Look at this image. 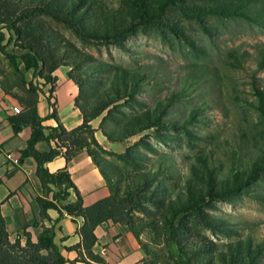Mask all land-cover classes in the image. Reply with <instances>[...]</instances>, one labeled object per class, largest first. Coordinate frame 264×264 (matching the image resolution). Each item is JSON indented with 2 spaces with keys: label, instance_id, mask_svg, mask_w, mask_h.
Wrapping results in <instances>:
<instances>
[{
  "label": "trees",
  "instance_id": "16d2710c",
  "mask_svg": "<svg viewBox=\"0 0 264 264\" xmlns=\"http://www.w3.org/2000/svg\"><path fill=\"white\" fill-rule=\"evenodd\" d=\"M193 1L119 0L116 6H107L103 0H0V53L8 59L10 67L18 74L16 81L9 82L5 78L8 85L0 82V87L5 93L16 98L21 106L19 112L7 116V121L14 134L25 127L31 130L26 147L20 151L19 160L31 157L35 161L36 175L41 187L45 193H51L50 199L37 197L41 218H47L48 208L57 210V220L63 215V211L71 217L82 218V224L77 230L80 242L63 249L76 250L78 261L85 264H105V260L92 251L97 240L94 233L97 225L107 221L126 225L137 240L142 228L154 227L152 221L139 215L146 216L151 213L147 207L148 203L163 209L159 214L160 221L163 227L169 230L171 239L183 255L184 264H262L264 239L257 241L248 236L244 240L230 242L219 248L205 234L193 231V226L188 223L195 218L208 228L217 226L218 219L207 214L205 208H209L215 200L229 201L241 191L248 180L256 178L261 169L255 167L246 177L245 173L233 170L227 177L218 178L215 170L200 160L199 166H191L190 175L181 186L182 194L168 200L157 194V188L148 187L153 178L150 173L141 172L121 186V175L111 178L103 171L98 156L104 150L95 138V130L90 122L105 111L108 116L113 101L123 94L132 93L141 82V76L137 71L120 69L115 70L107 84L103 83L99 74L106 71L107 65L103 62L83 64L85 61H93L92 56L86 53L71 55V52L75 51L71 43L45 21L49 18L61 23L81 42L96 41L120 45L128 35L145 28H167L177 37H185L178 24L170 20L173 12L195 17L199 21L212 14L244 15L252 0H201L205 2L204 5H193ZM10 44L19 48L21 53H9L7 47ZM260 53L257 66L262 69L264 48ZM17 59L22 62L24 70L32 71L33 78L39 77L49 85L48 101L56 83L53 72L60 66L70 67L67 76L77 86L78 93L74 103L82 115L80 125L67 130L59 122L54 107L50 114L39 116L37 102L42 89L32 79L25 80ZM253 89L257 99L255 109L264 122V88L253 84ZM159 105L151 112L145 111L139 116L128 118L124 134L117 136L114 141L133 135L135 125H159L164 122L162 115L167 105ZM192 114H189L190 117ZM49 118H53L57 125L46 127L48 133L45 135V126L42 123ZM104 135L110 138L108 133ZM39 141H52L53 146H49L48 150H38L36 144ZM62 149L67 162L77 152L86 150L101 170L109 195L84 206L81 194L65 168L49 172L45 163L59 155ZM129 151L127 157L130 155ZM49 185L56 187L57 191H53ZM68 189L74 190L76 198L71 202H63L69 196ZM23 235V243L20 236L13 241L9 239L0 211V264L67 262L54 242L53 227H43L36 241H33L31 234L25 230Z\"/></svg>",
  "mask_w": 264,
  "mask_h": 264
},
{
  "label": "rangeland",
  "instance_id": "374dc122",
  "mask_svg": "<svg viewBox=\"0 0 264 264\" xmlns=\"http://www.w3.org/2000/svg\"><path fill=\"white\" fill-rule=\"evenodd\" d=\"M103 1L107 6H116L119 0ZM204 4L193 1V5ZM170 20L178 24L185 37L179 38L167 28H145L116 45L81 42L61 23L45 19L71 43L75 49L71 55L92 56L93 61L83 64L107 65L106 71L99 74L103 83L107 84L120 69L137 71L141 76L132 93L113 101L108 116L105 111L95 120L103 138V144H99L104 152L98 156L103 171L111 178L121 175V186L141 172L150 173L153 178L148 187L157 188V194L168 200L182 194L181 186L191 166H199L200 160L214 169L218 178L227 177L233 170L246 177L259 167L257 177L248 180L229 201L215 200L205 208L207 214L218 219L217 226L208 228L195 218L188 223L219 248L248 236L261 241L264 122L255 109L253 84L264 88V68L257 66L264 48V0H252L244 15L212 14L199 21L173 12ZM7 51L21 53L13 44ZM17 62L21 64L20 59ZM0 76L4 85H8L6 79H18L1 53ZM158 104L167 105L164 122L135 125L133 135L114 141L124 134L128 118L151 112ZM147 207L151 213L139 215L152 221L154 227L140 230L137 242L143 252L141 264H184L183 255L160 221L163 209L149 203Z\"/></svg>",
  "mask_w": 264,
  "mask_h": 264
},
{
  "label": "crops",
  "instance_id": "0c3cea01",
  "mask_svg": "<svg viewBox=\"0 0 264 264\" xmlns=\"http://www.w3.org/2000/svg\"><path fill=\"white\" fill-rule=\"evenodd\" d=\"M18 67L23 72L26 81L32 79L42 88L37 102L39 116L45 117L54 107L59 122L67 130L81 124L82 115L74 103L78 90L73 80L67 76L69 68L60 66L53 72L56 83L48 101L49 85L39 77L33 78L32 71L24 70L22 62L18 63ZM14 107H21L18 100L5 93L0 87V211L9 239L13 241L20 236L23 243L25 230L31 234L32 240L36 241L43 227H53V239L67 259L65 264H85L78 261L79 256L76 250L63 249V247H72L80 242L77 230L82 224V218L71 217L63 211V215L57 220L58 212L53 208L46 210L47 218L40 216L37 197L50 199L51 193L43 191L36 175L35 161L31 157L19 160L20 151L26 147L31 130L25 127L17 134L13 133L7 116L14 114ZM95 120L93 119L90 124L95 130V138L103 144L101 132L96 130ZM42 124L45 126L43 129L45 135L48 133L46 127L57 125L53 118L44 120ZM49 146H53L52 141L49 143L39 141L36 144V148L42 151L48 150ZM63 150L51 161L45 163L49 172L53 173L65 168L81 194L84 206L91 205L109 195L101 170L86 150L77 152L68 162L63 157ZM10 157L18 158V163H13ZM49 186L53 191H57L53 185ZM68 191L69 196L63 202H71L76 198L73 189H68ZM94 233L97 240L92 251L100 255L105 260V264H141L143 252L137 239L126 225L107 221L97 225Z\"/></svg>",
  "mask_w": 264,
  "mask_h": 264
},
{
  "label": "built area",
  "instance_id": "2783aa9c",
  "mask_svg": "<svg viewBox=\"0 0 264 264\" xmlns=\"http://www.w3.org/2000/svg\"><path fill=\"white\" fill-rule=\"evenodd\" d=\"M21 110V107H14L13 108V111H14V113H17V112H19ZM10 159H11V161L13 162V163H18V158H16V157H10Z\"/></svg>",
  "mask_w": 264,
  "mask_h": 264
}]
</instances>
